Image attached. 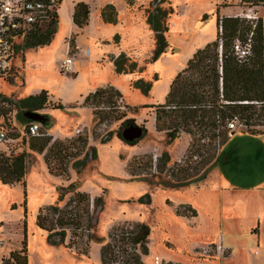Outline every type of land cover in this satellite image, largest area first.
<instances>
[{
	"label": "rangeland",
	"instance_id": "374dc122",
	"mask_svg": "<svg viewBox=\"0 0 264 264\" xmlns=\"http://www.w3.org/2000/svg\"><path fill=\"white\" fill-rule=\"evenodd\" d=\"M102 1L104 4L112 3L121 19L124 18V6L127 16L137 19L140 45L135 56L129 55L137 63L135 71L120 77H112L105 72L98 79H93L91 74L83 76L84 72L81 70L77 79L73 73L60 72L55 67L53 51L59 50L61 30L48 46L24 49L23 54L15 59L17 65L10 75L0 78V93L12 96L14 100L41 91L47 92L50 102L37 114L48 117V126L44 127L41 120L37 122L48 132L51 142H62L64 149L56 157L54 154L57 153H51L53 173L50 174L43 154L29 149L31 139L24 138L0 147V150L7 148L8 154L10 150L13 154H28L24 184L5 185L0 182V264H17L9 259L10 253L20 251L24 247L22 241L25 242L26 264H101L102 244L108 240L112 228L124 222H143L149 226V252L142 256L145 264H223L221 257L228 250L220 238L224 231L228 233L222 234L226 239L233 236L241 246L253 245L252 250L240 247L243 257L251 259V253L260 250L256 247V242L252 241L253 235L242 230V223L238 219L228 221L221 215L220 205L225 199L218 187V177L222 176L219 169H212L203 183L193 184L187 189L162 186L166 180L173 182L176 178L172 174L180 168H185L188 164L193 168L200 164L202 156H193L186 163L191 136L181 132L173 142L167 143L165 132L155 129V108L145 105L159 104L163 99L162 90L185 67L193 50L213 35L216 11L214 0ZM236 1L222 0L220 5L236 6L238 14L264 17V6L241 7ZM158 7L167 10L162 18V26L165 27L168 47L165 53L152 60L155 41L149 15ZM251 19L255 20H249ZM76 36V33H72L64 40L69 43V54L74 58L77 51ZM83 43H87L85 37ZM101 44L102 41L99 42ZM139 80L149 84L148 90L136 87L135 83ZM104 81H111L104 86L121 87V96L115 97L116 103L112 106L114 114L125 113L121 120L98 123L92 114L93 110L107 108L108 105L111 108L113 104L85 106V96L82 99L79 97L88 87H96ZM58 103L63 107L54 109ZM6 108L4 122L11 125L16 110ZM125 119L133 120V123L145 130L134 145L116 136L117 132H121L127 133L131 139L136 138L134 132L123 129L122 122ZM2 122L0 116V123ZM242 129L244 130L225 131L222 138L213 140L200 152L205 153L215 144L218 145L219 140L223 146L233 135L251 134L250 136L264 143V120H257L252 126ZM208 142L205 138L200 144ZM163 153H167L170 159L165 168L160 169L158 160ZM143 155L151 156L150 164L147 163L148 157L138 160L139 163H132L134 158ZM57 157H60V162ZM82 158H86L84 166L74 170L72 162ZM130 164L132 167H129ZM189 171L194 173L191 169ZM71 182H75L81 191L89 193L91 198L102 196L103 199V205L92 213L96 220L95 234L102 240L88 242L87 247L86 239L79 242L78 249L82 251L81 248H86V254L75 248L51 244L47 240V232L36 225L39 209L55 203L58 197L57 187H66ZM247 182H252V179ZM69 196L60 202L61 206ZM181 204H189L196 212L200 210L202 219L196 223L194 216L178 215L176 209ZM178 209L179 212L187 213L185 208Z\"/></svg>",
	"mask_w": 264,
	"mask_h": 264
},
{
	"label": "trees",
	"instance_id": "16d2710c",
	"mask_svg": "<svg viewBox=\"0 0 264 264\" xmlns=\"http://www.w3.org/2000/svg\"><path fill=\"white\" fill-rule=\"evenodd\" d=\"M239 5L248 8L261 7L264 6V0H240ZM59 6L60 2L52 11L49 22L38 27L35 32L26 37L23 49L45 46L51 42L58 29ZM220 6L222 5L217 6L215 11L218 29L215 39L197 49L187 61L186 66L173 78L164 103L147 105L155 108V129L165 132L167 143L173 142L181 132L191 136V143L186 152V163L193 156H202L200 164L198 163L193 168L188 164L185 168L174 172L172 175L176 179L173 182L166 180L162 184L165 188L179 189L198 184L204 181L214 168L219 169L233 185L240 188H250L264 180V144L250 136L251 134L233 135L223 146L219 140L218 145L215 144L206 150V155L200 152L213 140L224 136V132L228 131L226 125L230 120L237 118L246 126H252L257 120H264L262 17L249 20L240 16H221L219 15ZM166 11L163 7H158L149 15L155 41L152 60H156L162 53H165L168 47L164 34L165 27L162 26V18ZM101 16L104 22L115 23L117 20L116 10L110 4L103 7ZM88 17V5L84 2H77L72 13L73 23L78 28H83L88 24ZM116 37L117 42L118 36ZM236 39L243 43L249 42L251 45V54L244 61H239L232 50ZM112 62L117 74L132 73L137 68L136 61L131 60V57L125 53L113 57ZM135 85L143 91L148 90L149 87V84H144L140 80ZM120 96L121 93L114 86L107 85L98 87L85 95L83 104L85 106L113 104L111 108L110 105L107 108H96L92 114L98 123L107 120L118 121L125 116V113L114 114L115 110L112 106H115V97ZM49 102L46 91L20 97L17 100L0 93V116L3 119L0 128L8 130V135L14 142L24 138L31 139L29 149L43 154L46 167L52 174L51 153H57L54 154L55 157L60 155L64 150L62 142L58 140L51 142L52 138L42 126L40 130L42 135L18 138L17 128H11L10 124L4 122L6 107L14 108L18 124H23L32 121L28 117L29 114L44 109ZM62 107V104L58 103L53 108L61 109ZM40 117L44 127L48 126V117L46 115ZM122 125L123 129L130 127L140 129L138 137L131 140L126 139L121 132H117L116 136L130 145L136 144L145 133L144 128L137 126L131 119H125ZM205 138L209 140L208 144H200ZM84 143H86L85 139ZM27 157L26 152L13 154L10 150L7 154L0 150V182L5 185L24 184ZM92 157H94L93 150ZM144 157H148L147 163L150 164L151 156L148 155L136 157L132 163H139L137 161ZM85 159L72 162V168L76 170L83 167ZM169 159L167 153L160 156L158 160L160 169L165 168ZM57 161L60 162V157H57ZM129 167H132L131 164ZM189 169L194 173H191ZM249 179H252V182H247ZM57 192L56 202L40 208L36 215V225L47 232V240L51 244H60L75 249L79 248V242L83 239H86V247L88 242L101 241L102 238L95 234L96 220L92 213L103 205L102 196L91 198L89 193L81 191L75 182H71L66 187H57ZM67 195H70L69 198L61 206L60 202H63ZM180 207L187 209V213L179 212ZM178 208L177 213L181 216H196L197 214L189 204H181ZM149 235L150 228L146 223L117 224L108 234V240L101 246V264H145L142 256L149 252ZM22 244L24 247L20 251L10 253L9 259L17 264L27 263L25 242L22 241ZM85 249L81 248L84 254L87 253ZM82 251L78 249V252ZM20 252L23 254L21 255ZM164 264L179 263L166 262Z\"/></svg>",
	"mask_w": 264,
	"mask_h": 264
},
{
	"label": "crops",
	"instance_id": "0c3cea01",
	"mask_svg": "<svg viewBox=\"0 0 264 264\" xmlns=\"http://www.w3.org/2000/svg\"><path fill=\"white\" fill-rule=\"evenodd\" d=\"M220 1L222 0H214L215 8L220 5ZM225 1L226 0H224V2ZM77 2H84L89 7L88 24L83 28H78L72 21L74 5ZM236 2L239 4L240 0H237ZM108 4L113 5L112 3L104 4L102 0H60V6L58 9L59 23L55 36L61 33V30L62 34L59 43V50H57L58 52L53 51L55 55L54 63L57 70H59V61L65 57L67 52H69L68 43H65L64 40L70 34L76 33L77 51L75 53L76 57L74 58L73 72L75 79L78 78L79 70H81L82 73L84 72L83 76L85 74H91L93 79L100 78L105 72L112 75V77H120L123 75L115 72L112 58L118 56L120 53H125L128 56H135L140 45V35L137 31L138 22L137 19L135 20L127 16L128 14L126 13L125 6L123 11L124 18L121 19L119 11L114 5L113 6L115 7L117 13L116 22H104L101 16V10ZM232 8L235 9L233 10ZM236 9V6H220L219 15L233 16L234 14H238L236 13ZM217 32L218 29L215 14L213 35L196 47L192 54L188 57L187 61L192 57L193 53L197 49L202 48L208 42L214 40ZM116 36H118L117 42ZM84 37L87 43H83ZM88 39H90V41ZM101 41L103 44L99 45V42ZM135 48L137 50H135ZM23 51L24 49L20 52V55L23 54ZM15 59H17V57ZM15 65H17L16 62H14V66ZM172 80L169 81L166 88L162 90L163 99L160 100L159 104L164 103ZM110 82L111 81L106 83V81H104V83L99 84L98 86L95 85L96 87H88L85 90V93L79 96L80 99H82L89 92L94 91L96 88L102 87ZM115 86L114 87L120 92L121 87L118 85ZM221 175V177H218V187L221 191L220 194L223 199H225L224 203L220 205L221 215H223L225 219H228V221L238 219V221L242 223V230L249 235H253L252 241L256 242L257 248H260V250H254L251 253V259H245L240 251V247H242L243 250H252L254 249L253 245L248 247H246V245L241 246L239 240H236L233 236L230 239H226L223 235H227L228 233L227 231H224L221 233L220 238L222 244L228 250L226 255L221 257V259L224 260L223 264H264V180L253 187L240 188L233 185L222 173ZM203 182L204 181L198 184ZM192 185L193 184L187 186L186 189L190 188ZM200 217L201 211L199 210L196 216L193 217V220L197 223L202 219V217ZM246 221H248V223H244ZM233 250H235L234 253H232Z\"/></svg>",
	"mask_w": 264,
	"mask_h": 264
},
{
	"label": "built area",
	"instance_id": "2783aa9c",
	"mask_svg": "<svg viewBox=\"0 0 264 264\" xmlns=\"http://www.w3.org/2000/svg\"><path fill=\"white\" fill-rule=\"evenodd\" d=\"M59 2L60 0H0V78H6L10 75L15 58L23 50L26 37L35 32L38 27L50 21L52 11ZM233 16L257 19L256 16L243 14H234ZM261 22L264 30V17H262ZM219 30H221L220 26ZM232 50L239 61H244L251 54V45L249 42L243 43L236 39L233 42ZM74 61V57L67 52L65 57L59 61V71L66 74L73 73ZM262 79L264 94V71ZM12 123L11 128H17L18 138L42 135L40 133L41 124L38 122L30 121L18 124L14 117ZM245 126L243 122L234 118L227 123L226 129L230 132L235 129L244 130L242 128ZM8 134V130L0 128V146H7L6 144L14 142ZM2 151L6 153L8 149L4 148Z\"/></svg>",
	"mask_w": 264,
	"mask_h": 264
},
{
	"label": "water",
	"instance_id": "95a60500",
	"mask_svg": "<svg viewBox=\"0 0 264 264\" xmlns=\"http://www.w3.org/2000/svg\"><path fill=\"white\" fill-rule=\"evenodd\" d=\"M41 115H38L37 113H33V114H29L28 117L31 118L32 121H40V117ZM129 131L127 132H134L136 134V137H138L139 133H140V129L139 127H130V129L128 128ZM127 133H123V136L126 138V139H130V136L129 135H126ZM129 134V133H128Z\"/></svg>",
	"mask_w": 264,
	"mask_h": 264
}]
</instances>
